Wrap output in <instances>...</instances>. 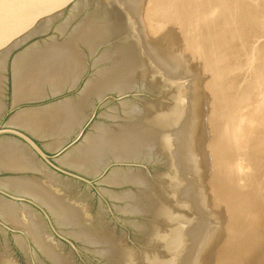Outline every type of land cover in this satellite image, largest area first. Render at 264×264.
Instances as JSON below:
<instances>
[{
    "label": "water",
    "instance_id": "obj_1",
    "mask_svg": "<svg viewBox=\"0 0 264 264\" xmlns=\"http://www.w3.org/2000/svg\"><path fill=\"white\" fill-rule=\"evenodd\" d=\"M0 264H264V0H0Z\"/></svg>",
    "mask_w": 264,
    "mask_h": 264
}]
</instances>
